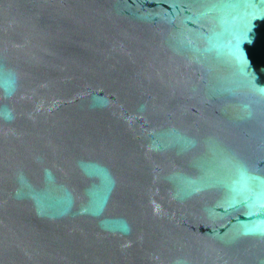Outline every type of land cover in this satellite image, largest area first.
I'll return each mask as SVG.
<instances>
[{
    "label": "water",
    "instance_id": "95a60500",
    "mask_svg": "<svg viewBox=\"0 0 264 264\" xmlns=\"http://www.w3.org/2000/svg\"><path fill=\"white\" fill-rule=\"evenodd\" d=\"M0 264H264V0H0Z\"/></svg>",
    "mask_w": 264,
    "mask_h": 264
}]
</instances>
